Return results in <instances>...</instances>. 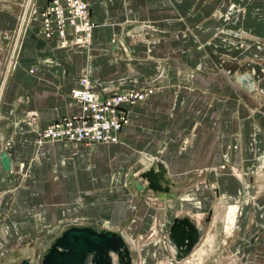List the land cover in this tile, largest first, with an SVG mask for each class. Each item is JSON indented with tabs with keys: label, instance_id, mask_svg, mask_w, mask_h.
<instances>
[{
	"label": "crops",
	"instance_id": "obj_1",
	"mask_svg": "<svg viewBox=\"0 0 264 264\" xmlns=\"http://www.w3.org/2000/svg\"><path fill=\"white\" fill-rule=\"evenodd\" d=\"M48 1L35 2L38 7H42ZM197 7H201L205 15L214 11L216 21L211 20L203 27H195L191 34L190 29L193 27L189 25L199 18V15L192 18ZM230 8L232 12L229 14ZM226 13L235 25L226 28L231 29V33H223L239 39L242 36L236 31L242 30L246 43L253 46L247 53L259 54L261 65L258 66L262 68L264 0H90L89 16L95 28L88 49L58 48L54 40H45L41 36L36 22L32 24L29 21L22 36L18 62L4 80L0 94V153L5 151L11 159L9 172L0 167V192H8L1 197L0 202V213L7 212L6 218L0 215V264H13L31 258L35 252L42 253L44 249L39 246L44 245L43 241L40 245L35 243L49 236L45 235L44 229L54 227L56 233L61 227L58 222L78 219L81 206L96 197L95 194L100 195L97 203L101 211L93 210L95 205L92 203L86 213L98 215L103 211L110 212L111 227L108 225L106 230L119 232L128 240L134 239L135 243L137 221L135 229L121 231V226L126 213H129L128 208L137 206L138 201L142 202V197L152 194L138 193L133 182L140 172L150 168L154 162L164 165L176 184L175 190H180L187 181L194 180L196 171L209 165L223 164L225 154L230 157V163L238 167L241 164L246 173L261 165V158L264 163V117L256 118L258 126L254 128L255 121L251 118L243 120L246 115L249 116L248 111L239 107L236 96L232 95L229 100L227 106L230 105V108H225L217 100L211 108H206L203 104L208 96L197 93V90L185 91L188 85L186 74L197 67L204 71L194 72V84L215 88L222 82L223 75H212V71L207 74L208 67L214 68L206 56L207 50H211L202 47L207 37L223 24L222 16ZM11 22L12 19L7 22L8 27H11ZM134 38L138 41H134ZM254 38L261 42L252 41ZM255 46L260 47V50ZM217 50L224 52V48ZM240 51L233 50L235 55H239ZM237 59H232L236 62L222 64V69L234 73L239 67ZM179 61L183 65H176ZM86 70L92 81L104 84L113 82L121 90L144 83L152 84L159 78L163 79L165 86L162 91L157 90L129 108V122L119 135L120 146L97 145L87 150L82 145L51 142L36 152L33 131L46 127L59 117L79 113L80 108L70 93L78 86V78ZM150 72H156L157 77H151L153 73ZM176 74L183 77L179 83ZM245 75L250 76L253 83L240 80ZM255 80L245 71H237L232 76L233 83L252 95L243 94L251 103L264 100V81L258 83ZM174 85L184 87L176 92L172 88ZM259 87L263 88L262 92ZM261 111L264 112V107ZM27 117L34 118V126L24 122L23 119ZM254 132V139L258 142L255 152L251 144ZM9 139L12 143L7 148L4 142ZM133 148L142 151L143 157L133 153ZM137 164L143 165L138 167L128 184L130 173ZM259 173L246 175V180L251 188L250 195L261 197L256 200L253 198V204L247 206L246 221L240 224L241 227L232 236L235 246L241 243L247 246V251L253 250L252 254L248 252V257L245 254L250 264H264V254L259 258L248 242L259 228L255 223L257 217H262L264 213V188L261 185L264 180H261ZM223 177L228 176L216 174L210 176V180L215 178L219 181L222 191V187L228 189V196L238 195L241 190H233L232 185L231 188L227 187L222 183ZM256 191L263 192L257 194ZM117 192L122 197H114ZM219 194L216 190L218 197ZM126 201L131 203L128 208L124 204ZM175 205L176 201H170L168 211ZM181 208H184L182 201ZM183 211L187 210L184 208ZM175 213L171 212L172 219L161 226L162 237L168 234ZM181 214L192 217L189 213L178 215ZM204 215L201 214L198 220L194 219L198 226L205 229L206 218L201 220ZM151 218L152 215L147 212L142 229L148 226ZM92 226L105 229L96 224ZM241 235H244L245 242L238 240ZM50 243L46 245L47 248ZM128 244L130 246V241ZM259 244L264 245V241L260 240ZM130 248L133 252L132 246ZM154 248L143 251V255L154 251ZM164 251L162 253L166 259L169 258V246L167 253Z\"/></svg>",
	"mask_w": 264,
	"mask_h": 264
},
{
	"label": "rangeland",
	"instance_id": "obj_2",
	"mask_svg": "<svg viewBox=\"0 0 264 264\" xmlns=\"http://www.w3.org/2000/svg\"><path fill=\"white\" fill-rule=\"evenodd\" d=\"M35 1L36 0H32V4L30 5L29 9H28V7H26L27 9L25 10V5H26L25 2H27V0H0V88H2V86H3L2 84H3L4 80H6V78L9 76V74L12 72V69L15 66L14 64L18 62L20 46L22 44L21 41H22V36L24 34V30L27 28V26H29L30 22H32V24H34L35 23L34 20H38L37 15L40 14L39 12L47 4L46 3L44 6L38 7L37 3ZM30 2H31V0L29 1V4H30ZM201 7H197L193 11L192 18H195V15H199V18L196 21L194 20L195 22L193 21L189 25L190 28L193 27L190 29L191 34L194 33L195 27H201V26L203 27V25L205 23H207V22L210 23L211 20L216 21L215 17H213V15H215L214 11H212V12L210 11V13L205 15L204 12L201 11ZM231 8L229 9V11L231 10ZM32 10L36 12V16L33 18L30 17L31 21L27 23L26 22L27 17L29 16V13ZM26 11H27V13H24ZM231 12H232V10L229 12V14ZM23 13H24V16L26 19H25L24 26L21 29V33H20V36L18 39L17 38L18 37L17 31H18L19 24H20V21L22 18L21 16ZM229 14L226 13L222 16V18H223L222 23L223 24H221L219 26V28L215 29V31L213 32L214 33L213 35H210L209 37H207V41L204 44V46L202 47V48L208 47L211 50V51L207 50L206 56L209 58V60H211L214 68L208 67L207 74L211 73V71H212L213 72L212 75H215L216 73L223 75L222 82L220 81L215 88H213L211 86L201 87L198 84H194V82L192 81V77L194 76V72L198 71V73H201L200 71H202V72L204 71V70H201L200 67H197V68L191 69L188 72V74H186L185 81L188 83V85L185 87L186 88L185 91L194 92L197 90V93H201L204 96H208V99L203 104V107H206V108L207 107L211 108V106L213 105V102L216 100H217V102L222 103L225 108H227L228 106L230 108V105L227 106V104L229 103V100L231 99L232 95L236 96L239 107L240 108L242 107L243 109L248 111L249 116L246 115L243 118V120L244 119L247 120L248 118H251L252 121H255L254 122L255 125L253 124L254 128H255V126H258L257 119L264 117V112L261 111V108L264 107V100L263 99H260V101L254 100L256 103H251L250 101H247L246 96H244L247 92L242 90L240 88V86H238L236 83H233L232 76L237 71L249 72L253 76V78H256L255 81L259 83V82L264 81V67L262 66V68H261L258 66L260 64L259 60H261V57L259 54L257 55L255 53L254 54L247 53V50L249 48L253 49V46L248 45V43H246V41H245L246 38H244L242 30L236 31L240 36H242L239 39H237L233 36H229V35L227 36L223 33L224 31H228L231 33L232 30L226 29V28H230L233 25H235L234 21L230 19ZM11 19H12L11 27H8L7 22ZM141 26H144V25L142 24ZM135 37H137V36L135 35ZM17 39H18V42H16ZM133 40L138 41V39H136V38H134ZM261 40H263V39H261ZM252 41L261 42V41H258L257 38H254ZM16 44H18V46H16ZM90 44H91V42H90ZM257 46H255L256 49L260 50V47H257ZM222 48H224V52H220L219 50H217V49H222ZM13 49H15V56L12 59ZM234 49H238V50H242V51L239 52V55H235V53L233 52ZM232 59H237L238 60L237 62H239L238 63L239 67L234 70V73H230V70L222 69V66H223L222 64L227 63V62H236V61H233ZM176 65H183V62H181V61L176 62ZM182 70H184V69H182ZM175 71H176V73L178 72V70H175ZM151 73H153V72H150V74ZM156 75H157L156 72H154L151 77H153L155 79L157 77ZM151 77H149L148 79L150 80ZM160 77H162V76H160ZM176 77H177V79H179L178 83L181 80H183L182 79L183 77L180 75L178 76V74H176ZM85 80L89 83L88 88L92 92L98 94L100 96V99L112 97L113 95H115L112 97V98H114L116 96L126 94V93H128V91H132V90H140L141 92H145V94H147L148 91L151 90L152 93L151 92H150V94L148 93V95L143 98V100H144V99L148 98L150 95H152L154 92H156L157 90L162 91L164 86H165L164 82L162 83L163 79L159 78V79L154 80L152 82V84L144 83L141 85H137L138 87L136 86V87H131V88L121 90V89H117V88H119L117 86L118 84L113 83V82H109L108 84H104V83H100V82L97 83L95 81H92L89 78V75H88L87 70H86V72H83L79 76L78 86L75 87L74 89L83 90L84 84L82 82ZM117 83H119V82H117ZM180 87H184V86L174 85L172 88H175V91L178 92V91H181V89H179ZM212 88L215 90H212ZM259 88H260L259 90H261V92H262L263 88H261V87H259ZM247 94L250 95V93H247ZM110 95H112V96H110ZM260 95H261V93H260ZM250 96H252V95H250ZM137 103H141V101H139ZM137 103H135V104H137ZM134 105H130L128 107H123V108H125V110H122L121 112L125 116V123L122 124V126H121V128L117 134L116 138H117L118 142L117 143H110V144H116L117 146H120L122 144L121 140L119 139V135L121 134L123 128H125V126L129 122V119L127 116V114H129V112H130L129 108H131ZM78 106L80 108V104H78ZM196 110H198V108ZM79 113H80V111H79ZM79 113L73 114L70 116L59 117V118L55 119L53 122L60 120V119H63V118H71L73 116L78 115ZM23 120H24V122H26L30 126H32V125L34 126V124H35V122H34L35 120L33 117H27V118H24ZM53 122H51V123H53ZM50 124H48L44 128H41L40 130L33 131L34 147H35L36 152H37V149L40 148L41 146H43L44 144L54 142V141H50L47 138H44L45 137L44 136V130ZM253 131H256V130H253ZM254 135H255V132L252 134V137H251V141H252L251 144H252L253 152L257 151L256 148L258 147V142L254 139ZM241 137H242V134H241ZM11 143H12V140L9 139V140L4 142V146L9 148ZM57 143L66 144L65 142H57ZM69 144L70 145H82L87 150H91L93 147H95L97 145H106L109 143L94 142L92 144L91 143H86V144L69 143ZM9 150H11V149H9ZM131 150L133 153L138 155V157H143L142 151L135 149V148H133ZM243 151H244V149H243ZM229 159H230V157L228 158L225 154L224 158H223V160H224L223 164H220L218 166L209 165L205 168H202L201 171H199V170L196 171L197 173L195 171H193L196 173L194 175V180L192 179L191 181H187V183L180 190H175L173 193H170L169 195L156 194V196H154L153 194H151L150 196H147V197L144 196V197H142V199H140L142 202L138 201L139 204H137V206H134V205L131 206V203H129L130 201H128V202L126 201L124 203V204H127V208L129 206H131V207L128 208L129 213H126L127 216L125 217V219L122 223L121 231L127 230L128 228L135 229L136 221L138 223V225H137L138 227L136 228V231H135V243L133 242L134 239L131 241L132 249H133V252L135 255V261H136V262H134L135 264L139 263V262L137 263L138 259L136 256L140 250L142 253H143V251H146L148 249L152 250L153 245L151 243H153L155 240H161V238H162L161 226L164 225L167 220L172 219L171 212H176L175 213L176 217L179 216L178 214H180V213H186V214L189 213L188 211H183V209L187 208V207L181 208V198H182L181 195L183 193H185L186 191H188L187 194H191L194 190L198 189V191L196 193H198L201 197L204 196L205 199H208L209 209L206 212H204L206 215H204V217H202L201 220H203V218H206L207 215L210 214V220L207 223V225L205 226L204 231H206V232L210 231L211 235L215 234L216 230L212 226L210 221L215 216V212H217V210H218L217 204L219 201L218 198H220V196L218 197L216 195V190H217V193L218 192L221 193L222 190L219 186V181L217 182V180H215V178H212L213 180H210V176H213L216 174L217 175L220 174L223 176H231L235 171H237V174H240L242 176L243 175L242 172H245V170H246V169L242 168L241 164L239 167L233 165L232 163L229 162L230 161ZM157 160H158V158H157ZM257 160H258V158L256 157V161ZM142 165L143 164H137L135 169L138 170V167H142ZM259 170H260V165L256 166L254 171H249L248 173H246V172L245 173L247 175L251 174V176H253V174L254 175L257 174ZM136 172L137 171H134V173H136ZM27 173L28 172H26V174ZM224 179H226V177H224ZM243 179H244V177H243ZM243 179L241 180L242 183L245 182ZM238 180H239V178H238ZM257 183H260V182H257ZM225 185H227V187H229V188H231V185L234 186V188L232 187L233 190H236L235 188L237 187V185H235V184H230L229 181L227 183L225 182ZM242 185H241V188H239L241 190L239 192L240 197L247 195V190L244 189V186H242ZM261 185L264 188L263 182L261 183ZM199 187H200V189H199ZM212 187H213V189H212ZM222 188L225 189L224 187H222ZM256 192H257V194H259L263 191H256ZM7 193H8L7 191L6 192H0V202L2 199L1 197H4V195ZM95 195H97V196L94 197L93 199H89L88 201H86V205L81 206V213L79 214L78 219L71 218V219H65L62 222H58V226L61 225V227L59 228V231L56 233H54L56 231V230H54V227H48V229H44V232L47 233L45 235L49 234V236L47 238H45V240H43V239L37 240L35 245H40V243H42V241H43L42 244H44V245H40L39 247L43 248L45 251L46 245L49 242L52 243L54 241V238L56 236H58L61 233V231H63L65 228H67L69 226H89V225L92 226V225L96 224V225H99L100 227L103 226V228H105V229L106 228L108 229V225H110V227H111L110 221L112 220V214L110 212L104 213V211H103L98 215L97 214L91 215V214L86 213L87 209L92 205V203L95 205L93 207V210H98V211L100 210L99 205L97 203L99 200L98 196H100V195L99 194H95ZM119 195H120V192H117L113 196L119 197ZM109 197H107V198H109ZM120 197H122V196H120ZM260 197L261 196H259V195H257V196L252 195V196H250V199L255 198L254 200H256V199H259ZM170 201H174V202L176 201V205H175V207L171 208L169 210L170 211L169 212L167 209V205L169 204ZM215 207H217V208H215ZM152 211H153V213H152ZM147 212H149V214L152 215V218L150 219V222L148 221V223H147L148 226H146L144 229H142V224H143V222L147 216ZM0 215H2V217L6 218L7 212H5V213L2 212V213H0ZM192 217L190 219L197 224L194 217L193 218ZM0 221H2V218L0 219ZM255 223L257 225H259L258 226L259 228L255 232V234H253L251 236V238L248 240V242H249V246H252L254 248V253L259 258H261L262 255L264 254V245H260L259 241L260 240L264 241V238L262 237L264 235V213L262 214V217H260V218L257 217V220ZM3 225L4 224H2V226ZM104 225H105V227H104ZM220 226L221 225L217 226V234L218 235L214 236L216 238L214 240V244L212 245V247H209V248L205 247L208 249V254H209V258H208V260L205 261V263L206 264H247V263L250 264L249 260L248 261L246 260L245 254L248 257L249 256L248 252L250 253L253 250L251 249L250 251H247L246 245H242V248H240V250H237V248H235L234 243H232L234 240L233 237L226 238L225 235L222 234V231H221L222 226L221 227ZM4 227H6V226L4 225ZM0 231H1V228H0ZM234 234H236V233H234ZM238 240L244 241L245 240L244 235H241V238H238ZM14 247L17 248V245H14ZM136 249H138V250H136ZM151 250L149 251V254L147 252L145 255H142L143 256V264H144V259H145V264H159L160 263L159 259H155V260L153 259L152 254H151ZM214 250H215V252H214ZM38 251H40V249H38ZM211 252H212V254H210ZM38 253H39V255L42 254L40 252H38ZM162 255H163L162 261H164V260L166 261V256H164V254H162ZM261 263L262 262H260V264ZM256 264H258V262H256Z\"/></svg>",
	"mask_w": 264,
	"mask_h": 264
},
{
	"label": "built area",
	"instance_id": "obj_3",
	"mask_svg": "<svg viewBox=\"0 0 264 264\" xmlns=\"http://www.w3.org/2000/svg\"><path fill=\"white\" fill-rule=\"evenodd\" d=\"M90 0H49L38 14L37 23L45 40H54L58 48L88 49L95 28L89 16ZM36 16L31 11L27 17ZM35 23V24H36ZM83 90L73 89L71 98L80 104V113L51 123L44 130V138L67 144L117 143V134L125 123L123 107L142 101L151 92L128 91L112 97L101 98L88 87L85 80Z\"/></svg>",
	"mask_w": 264,
	"mask_h": 264
},
{
	"label": "water",
	"instance_id": "obj_4",
	"mask_svg": "<svg viewBox=\"0 0 264 264\" xmlns=\"http://www.w3.org/2000/svg\"><path fill=\"white\" fill-rule=\"evenodd\" d=\"M240 80L253 83V79L247 75ZM251 89H254L252 85ZM0 167L5 172L11 169V159L5 151L0 153ZM136 170L130 173L128 184ZM133 185L143 195L170 194L176 188L160 162H154L148 170L140 172ZM209 220L210 214L205 223ZM203 233V226H198L188 216L181 214L175 217L168 230V244L173 249L174 261L179 263L189 257ZM13 264H133V260L121 233L94 226H69L42 254L35 252L31 258Z\"/></svg>",
	"mask_w": 264,
	"mask_h": 264
},
{
	"label": "bare ground",
	"instance_id": "obj_5",
	"mask_svg": "<svg viewBox=\"0 0 264 264\" xmlns=\"http://www.w3.org/2000/svg\"><path fill=\"white\" fill-rule=\"evenodd\" d=\"M29 1L30 0H27V2H25L26 3L25 10L27 9L26 7H28V9H29L30 5L32 4V0H31L30 4H29ZM24 13H27V11L24 12ZM24 13L21 16L22 18H21V21H20V24H19V28H18V31H17L18 32V37H17L18 39H19V36H20V33H21V29L23 28L24 23H25V19H26L25 16H24ZM18 39H17L16 42H18ZM16 46H18V44H16ZM14 56H15V49H13V51H12V59L14 58ZM2 90H3V86H2V88H0V94L2 93ZM262 168H264V163H263V160L261 158L259 176H260L261 180L263 181L264 180V172H263ZM146 170H148V169H146ZM246 175L247 174L244 172V175L241 176L240 174H237V171H235L231 176H228L226 179H224V177L221 178L223 184H225V182L227 183L229 181L230 184L237 185V187L235 188L236 191H238L239 188L241 187V185L243 184L242 186H244V189L247 190V195L244 194L245 196L240 197V195L238 194L235 197H231V196L227 195L228 192H229L228 189L225 188V189H223V191H221V195L219 194L220 198L218 199L219 201H218V204H217L218 210H217V212H215V216L210 221L212 226L216 230L214 235H211L210 231L204 232L203 233L204 235L202 236V239L200 240L198 245L193 249V251L191 252L189 257H187L183 261L177 263V262L174 261V259L172 257L173 249L168 244V234H167V235L163 236L161 238V240H155L153 243H151L153 245V247H155L154 251L151 252L153 259H159V261H160L159 264H204L205 261L208 260V258H209V254H208V249L207 248L212 247V245L214 244V240L216 238L214 236L218 235L217 234V226L221 225L222 227L221 226L220 227L222 228V230H221L222 234H224L226 238H230V237H232L234 235L235 230L237 228H240L241 225L243 223H245V221H246V218H247V215H248L246 208H247L248 205H251V203L253 204V199H250V196H251L250 195V189L251 188H250V186H249V184H248V182L246 180ZM243 177L245 178L246 181L243 179ZM238 178H239V180H238ZM242 179L245 182L242 183L241 182ZM199 189H200V187H199ZM181 201H182L183 207H187V208H185V210H187L189 212V214L192 215L197 220L199 219L201 214L206 212V210L209 208L208 207L209 206L208 199H205L204 196L201 197L196 192L192 193V194H184L182 196V200ZM217 207H215V208H217ZM189 210L192 211V212H190ZM122 236L125 239L128 247L130 249L132 260L134 259L133 260V263H134V262H136L135 261V255H134V252H132L131 248H130V246H132V245L130 244V246H129V244H128V241H130V243H131L132 240H128L129 238H127L125 235H122ZM168 246H169V249H171V251L169 253V254H171V256H169V258H167L166 261L164 260L165 261L164 262V261H162V258H161L163 256L162 252L164 250H166V253H167ZM241 246H242L241 243H239V245L235 246V248H237V250H240V248H242ZM205 247H207V248H205ZM136 250H138V249H136ZM214 252H215V250H214ZM164 253H165V251H164ZM210 254H212V252ZM251 254H252V251H251ZM142 255H143V253L141 251H139L137 256H136L137 259H138L137 263L139 262L138 264H143V256ZM144 264H145V259H144Z\"/></svg>",
	"mask_w": 264,
	"mask_h": 264
}]
</instances>
